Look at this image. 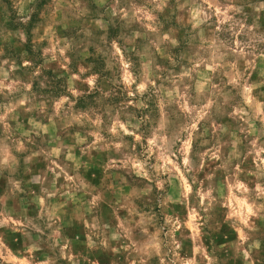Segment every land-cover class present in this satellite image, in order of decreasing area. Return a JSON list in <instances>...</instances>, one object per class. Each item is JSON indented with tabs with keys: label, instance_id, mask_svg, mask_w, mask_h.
<instances>
[{
	"label": "rangeland",
	"instance_id": "374dc122",
	"mask_svg": "<svg viewBox=\"0 0 264 264\" xmlns=\"http://www.w3.org/2000/svg\"><path fill=\"white\" fill-rule=\"evenodd\" d=\"M0 264H264V0H0Z\"/></svg>",
	"mask_w": 264,
	"mask_h": 264
}]
</instances>
